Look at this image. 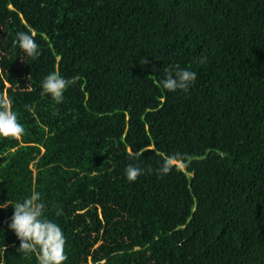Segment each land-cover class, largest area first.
Listing matches in <instances>:
<instances>
[{
  "label": "trees",
  "instance_id": "obj_1",
  "mask_svg": "<svg viewBox=\"0 0 264 264\" xmlns=\"http://www.w3.org/2000/svg\"><path fill=\"white\" fill-rule=\"evenodd\" d=\"M29 28L35 59L12 45ZM176 64L187 92L159 83ZM52 70L71 80L59 104ZM0 96L25 129L0 137V203L40 191L61 264H264V0H0ZM11 212L0 264H38Z\"/></svg>",
  "mask_w": 264,
  "mask_h": 264
},
{
  "label": "clouds",
  "instance_id": "obj_2",
  "mask_svg": "<svg viewBox=\"0 0 264 264\" xmlns=\"http://www.w3.org/2000/svg\"><path fill=\"white\" fill-rule=\"evenodd\" d=\"M36 35L31 28L17 30L12 45L21 49L25 56L35 59L41 52ZM204 59L205 57H200L199 62L203 63ZM196 77L195 71L176 64L164 68V77L159 83L170 92L177 90L187 92ZM70 83L71 80L52 70L41 78L40 87L42 93L50 94L59 104L63 101L64 92ZM24 132V126L19 121L11 100L0 96V137L20 139ZM128 156L130 162L125 165L124 174L128 181H134L145 169L137 162L135 151H129ZM173 159L174 156L171 155L163 158L157 169L158 174L166 175L173 167ZM9 205L12 206V212L7 219V227L13 230L19 239V245L14 246L16 252L24 255L35 254L38 264H61L67 259L63 230L59 224L45 215V201L41 199L40 191L33 189L30 194L17 199L13 204L0 203V208Z\"/></svg>",
  "mask_w": 264,
  "mask_h": 264
},
{
  "label": "rangeland",
  "instance_id": "obj_3",
  "mask_svg": "<svg viewBox=\"0 0 264 264\" xmlns=\"http://www.w3.org/2000/svg\"><path fill=\"white\" fill-rule=\"evenodd\" d=\"M180 165H181V163H180Z\"/></svg>",
  "mask_w": 264,
  "mask_h": 264
}]
</instances>
